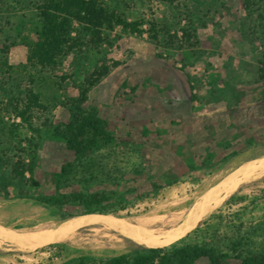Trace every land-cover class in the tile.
Segmentation results:
<instances>
[{
  "label": "rangeland",
  "instance_id": "1",
  "mask_svg": "<svg viewBox=\"0 0 264 264\" xmlns=\"http://www.w3.org/2000/svg\"><path fill=\"white\" fill-rule=\"evenodd\" d=\"M95 2L112 15V24L101 26V46L68 53L65 47L89 39L75 18L62 16L68 32L60 50L39 54L41 1L0 0L2 230H54L87 210L39 200L78 193H104L109 202L100 216L170 219L243 164L264 158V0ZM184 31L194 39L183 40ZM103 66L108 74L88 90L81 109L109 141L77 157L65 143L73 103ZM16 164L28 172L25 182L12 180ZM248 233L244 257L264 254V175L170 246L206 245L229 257L224 264H239L228 249ZM141 250L147 249L94 227L37 249L0 240V264H99Z\"/></svg>",
  "mask_w": 264,
  "mask_h": 264
},
{
  "label": "trees",
  "instance_id": "2",
  "mask_svg": "<svg viewBox=\"0 0 264 264\" xmlns=\"http://www.w3.org/2000/svg\"><path fill=\"white\" fill-rule=\"evenodd\" d=\"M41 3L37 6L36 11L38 17L42 21L38 39L41 45L38 47V53L46 51L49 54L56 53L60 50L61 45L58 44L60 38L64 37L68 32L64 31L67 24L64 18H75L81 25V33L89 39L87 43L71 44L65 47L68 53L79 51L83 45L89 46L92 49H97L103 44L101 26L112 24V15L105 9L97 5L95 0H40ZM163 4L172 5L176 0H160ZM150 40H156V33L154 30L149 31ZM183 40L192 41V35L184 31ZM55 41V43H54ZM77 42V41H75ZM43 46V47H42ZM43 58V56H42ZM109 68L103 66L95 69L90 75L89 79L85 81L83 89L80 91L79 97L74 101V107L70 114V122L67 126V135L65 137L66 148L77 157L93 150L99 142L109 141L103 125L91 115L83 113L81 106L86 102L88 90L97 82L106 76ZM260 78L264 80V69L260 71ZM33 104V102H32ZM12 180L26 181L25 168L16 164L10 169ZM30 174V173H29ZM61 174L66 176L67 171L62 170ZM32 187H37V183L30 180ZM59 190V187H57ZM40 203L48 206L61 208L70 203H79L87 211L84 215L102 214L106 213L99 211L104 203L109 202L104 193L96 195L76 194L72 197L59 196L57 198L40 199ZM102 212V213H99ZM82 215V216H84ZM250 234L244 236H237L234 244L230 245L228 253L234 256L237 260L241 259L239 264H264V254L254 257H244L243 250L246 247V239H249ZM246 238V239H245ZM264 252V244L262 248ZM246 256V255H245ZM227 255H222L216 249L202 246H185L176 249L175 247H165L160 249H147L136 251L130 255H123L117 258L110 259L107 262L99 264H196L199 261H205L207 264H224L228 260Z\"/></svg>",
  "mask_w": 264,
  "mask_h": 264
},
{
  "label": "bare ground",
  "instance_id": "3",
  "mask_svg": "<svg viewBox=\"0 0 264 264\" xmlns=\"http://www.w3.org/2000/svg\"><path fill=\"white\" fill-rule=\"evenodd\" d=\"M262 175H264V158L249 161L224 177L217 183L218 185L206 190L185 214H176L170 219L129 222L110 216L84 215L70 219L54 230L16 234L0 229V240L20 250L37 249L61 243L81 229L99 227L146 249L165 248L186 237L229 195Z\"/></svg>",
  "mask_w": 264,
  "mask_h": 264
}]
</instances>
